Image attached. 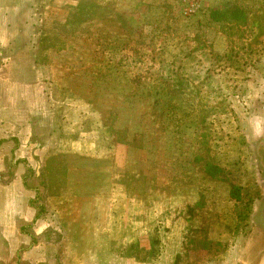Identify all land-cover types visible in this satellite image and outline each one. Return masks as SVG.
I'll return each mask as SVG.
<instances>
[{"label": "rangeland", "instance_id": "1", "mask_svg": "<svg viewBox=\"0 0 264 264\" xmlns=\"http://www.w3.org/2000/svg\"><path fill=\"white\" fill-rule=\"evenodd\" d=\"M191 3L0 0V264H264V0Z\"/></svg>", "mask_w": 264, "mask_h": 264}, {"label": "crops", "instance_id": "2", "mask_svg": "<svg viewBox=\"0 0 264 264\" xmlns=\"http://www.w3.org/2000/svg\"><path fill=\"white\" fill-rule=\"evenodd\" d=\"M4 39H0V42H3ZM7 64H3L2 67ZM2 69L1 71H4ZM15 188L9 182L7 184H3L0 186V241L4 243L5 248L0 257H5L7 255V250L10 246V243L14 241L15 235L17 233L15 224L16 218L15 210H16V202L14 198ZM28 208V207H27ZM27 221L32 219V211L27 209ZM26 219V218H25ZM5 229V231H4Z\"/></svg>", "mask_w": 264, "mask_h": 264}, {"label": "trees", "instance_id": "3", "mask_svg": "<svg viewBox=\"0 0 264 264\" xmlns=\"http://www.w3.org/2000/svg\"><path fill=\"white\" fill-rule=\"evenodd\" d=\"M227 13L230 14L227 19L229 21H235L237 22V20L239 21H243L245 20V13L243 10H241V8L239 7H235V6H232L231 8H228L227 9ZM226 11V10H225ZM212 13H215V12H212ZM216 14H220V15H223V12L222 11H216Z\"/></svg>", "mask_w": 264, "mask_h": 264}, {"label": "built area", "instance_id": "4", "mask_svg": "<svg viewBox=\"0 0 264 264\" xmlns=\"http://www.w3.org/2000/svg\"><path fill=\"white\" fill-rule=\"evenodd\" d=\"M197 0H192L191 7H194Z\"/></svg>", "mask_w": 264, "mask_h": 264}]
</instances>
